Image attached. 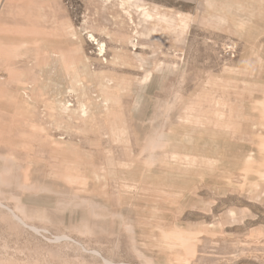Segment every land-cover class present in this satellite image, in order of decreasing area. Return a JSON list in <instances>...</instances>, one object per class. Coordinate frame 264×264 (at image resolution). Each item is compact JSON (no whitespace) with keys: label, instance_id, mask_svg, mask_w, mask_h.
I'll return each mask as SVG.
<instances>
[{"label":"rangeland","instance_id":"rangeland-1","mask_svg":"<svg viewBox=\"0 0 264 264\" xmlns=\"http://www.w3.org/2000/svg\"><path fill=\"white\" fill-rule=\"evenodd\" d=\"M0 264H264V0H0Z\"/></svg>","mask_w":264,"mask_h":264}]
</instances>
